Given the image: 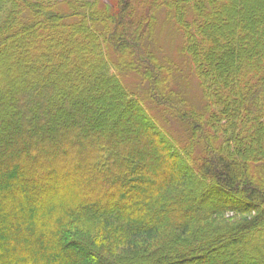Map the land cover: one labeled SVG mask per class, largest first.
<instances>
[{"label": "trees", "instance_id": "16d2710c", "mask_svg": "<svg viewBox=\"0 0 264 264\" xmlns=\"http://www.w3.org/2000/svg\"><path fill=\"white\" fill-rule=\"evenodd\" d=\"M96 1L105 31L87 0H0L1 53L41 34L38 48L30 42L17 50L29 70L0 77V245L7 246L0 263L264 264V179L260 187L254 182L264 177V0H146L145 9L140 1L134 22L126 19L125 0ZM156 12L181 32L201 90L205 106L192 116L194 127L171 102L183 99L180 92L165 98L168 106L157 101L162 111L155 113L123 81L125 49L135 57L145 42L152 65ZM56 27L78 43L55 52L52 71L40 63L51 62L54 36L46 28ZM213 32L236 41L226 58L216 52L221 43ZM91 38L93 54L79 57ZM95 68L105 70L114 90L93 78ZM156 91L163 100L161 87ZM164 111L193 135L204 129L208 141L222 118L217 132H230L227 150L193 158V143L173 136ZM72 178L92 186L91 194L65 186ZM17 193L25 201L19 214ZM85 254L95 259L86 262Z\"/></svg>", "mask_w": 264, "mask_h": 264}, {"label": "rangeland", "instance_id": "374dc122", "mask_svg": "<svg viewBox=\"0 0 264 264\" xmlns=\"http://www.w3.org/2000/svg\"><path fill=\"white\" fill-rule=\"evenodd\" d=\"M107 2L108 5H112V1L111 0H105ZM143 2L142 8L145 9V5H146V0H125V12L127 14V20L129 21H137L138 20V15L140 16V14L142 13L139 10V3L138 2ZM87 3L89 4V6L91 7L90 9V14L93 17L94 23H96V25L98 27H100L103 31H105L106 28V19L104 18V14L102 12V10L100 9L98 3L96 0H87ZM65 8V7H64ZM137 12V16L134 15V13ZM156 14H158V19H159V23L158 26L154 29V33H153V42L150 43L149 48L150 50L153 52L154 60L151 61L150 60V64L153 65H149L148 61H145L147 59H145V54L143 55V51L145 52V42H141L140 45V51L135 55V57L131 54V52L128 49H125V54L127 56V63L126 67L123 66V63L120 64V67L122 68V73H123V81H125V83H127L128 86L132 87L134 92L137 94L138 97H140L141 99H143L148 105L149 107H151L152 109H154L155 113L158 111H162V108H156L155 104L160 103L163 104V102L166 103L165 98H169L171 99V96L173 93L175 92H180L183 95V99L179 100L176 97L173 96V100L171 101L173 104H175L177 109H180V111L183 114L188 115L189 117L192 118V116L194 114H200L199 112L203 111V107L205 106L203 98H202V94H201V90L200 87L198 86V81L197 78L194 76V74H192L190 67L187 65V56L182 52L181 50V43H182V39H181V32H179L176 29V24L169 19V22L163 19H160V13L156 12ZM220 18L221 20H225L226 19V14H223L221 12H219ZM163 17V16H162ZM217 23V22H215ZM50 34H52L54 36L53 40H51L52 42L49 43V46L51 47V52H53L51 60L49 59V61H51L49 64L48 63H40L41 65H44L43 69H47L49 67L52 68V71L54 69L57 68V58H56V51H59V48L62 47H67L70 48L71 50L77 45L78 41L76 39H72V40H65L62 37V29H60L59 27L57 28H46V31H50ZM67 31V29H66ZM214 35L219 39L220 41V45L217 49L216 52L219 54V51H223V55L224 58L227 57L228 53H229V44H234L236 43L235 40L231 39L230 41H232L233 43H230L229 40H224L223 39V33L222 35H219L216 32H213ZM117 35H115L116 37ZM41 34L40 32L34 36V37H26L24 40L20 39L19 41H15V42H11V44H7V46L5 47V51L3 53L0 52V77L2 79V76H7L5 71H10L13 72L14 74H16L18 72V69H22L25 68V71L29 70L30 64L31 63H24L22 62V65L19 64V62H17L18 58L20 57L19 54V48H21L23 45H29L30 46V42L31 44H35L36 48L39 47L40 45V39ZM7 42V41H6ZM92 42L93 39L91 38V40L89 42H84L85 48L81 49L79 54V57L83 58V57H89L93 54L92 52ZM229 43V44H228ZM235 45V44H234ZM238 46V43L236 44ZM142 46V48H141ZM109 49V47H108ZM238 49V48H237ZM239 50V49H238ZM237 50V54H239V57L242 55L241 53H238ZM149 51V50H148ZM33 52V51H32ZM110 58L111 60H113L115 62V59L117 58V56L113 55L110 52ZM234 55V49L232 52V56ZM157 57V59H156ZM56 58V59H55ZM31 61V60H29ZM117 63H119V61H116ZM73 63V60L68 63V65L70 66ZM116 64V63H115ZM161 66L162 68L165 70L166 73H162L161 71ZM188 66V67H187ZM145 69V71H144ZM101 73L102 76H99V74ZM104 73V74H103ZM105 70L102 69L100 70V72L98 71L97 68H95L93 74V78H101L104 79L105 83H107L106 85L110 86L111 89H115L116 85L115 83H113L111 81V79H109V77H107V74H105ZM33 78V76H32ZM88 78V77H87ZM31 79V77H30ZM13 77H11L8 81L9 84L10 82H13ZM29 81V77H26L24 79V82H28ZM87 82L91 81V78H89L88 80H86ZM86 82V83H87ZM151 83V84H150ZM7 85L6 87L9 89L11 87V85ZM65 85V84H63ZM86 85V84H84ZM153 85V87H152ZM83 86V84H78V88H81ZM157 86L161 87V91L163 92L164 99H160L161 97H156V95L159 94L157 90ZM109 90V89H108ZM110 92V91H109ZM108 92V93H109ZM102 92H99L97 94V96H99ZM103 94V93H102ZM156 94V95H155ZM171 94V95H170ZM160 95V94H159ZM158 95V96H159ZM151 96H154L153 99H155V102L152 103V99L150 98ZM163 101V102H161ZM163 104L165 106H168L169 103L167 102L166 104ZM215 109V108H214ZM216 110V109H215ZM218 111V108H217ZM165 114L167 113L166 111H164ZM139 112H133V116L131 115L132 118H137L138 116H140V113L137 114ZM203 113V112H202ZM175 114V113H174ZM174 114H169L167 113L166 116L170 119L168 120L166 118L167 126L169 127L168 129H171V132L173 134V136L182 144L184 142V140L186 139L187 141L193 143V151L192 152V157L194 158L195 156H201L202 154H204L205 150L206 152L211 151L212 154L213 152L218 153L219 151L225 153V151L227 150V144L229 143L228 140V135H230V132H222V131H218L217 132V128L219 127V125H224L225 121L221 120L222 118L219 119L218 122L214 123V130L211 132V138L210 141H208V139L206 138V136H204L206 133L203 129V132L199 134V131L193 135L190 130L186 131V126L189 127L187 124H191V126L195 123L193 118L188 120V123L186 125H183L181 123V121L176 117V115ZM157 115V114H156ZM158 116V115H157ZM131 119V118H130ZM120 120H117V122ZM184 123V122H183ZM129 124V122H128ZM197 130V129H196ZM150 135H152L153 131H149ZM189 133V134H188ZM154 136V135H153ZM155 137V136H154ZM156 145H157V140H156ZM210 145V148H207V145ZM211 155V154H210ZM170 155L165 154L163 156V161L166 164H169L170 162ZM16 163V162H15ZM254 171L252 172V175H256L258 174L256 169L257 167L253 168ZM16 171H18V169H16ZM186 175L190 178L195 177V173H188L186 172ZM263 175H258L259 179H257L256 181H254L256 183V186L260 187L263 184V181H261V179H264V177H261ZM257 177V178H258ZM74 179V180H72ZM71 180H67L68 184H66L65 186H72L75 188H79L82 190L83 193H86L87 195H90L92 191V186H84V181L83 179H75L72 178ZM55 185V184H54ZM63 186V185H62ZM54 187V186H53ZM13 192V191H12ZM70 192V191H69ZM211 196L214 197H219V194L216 191L211 190ZM15 198L18 201V204L13 206V211L16 214L20 213V209H22L23 211L25 210V201L23 199V196L20 193L15 194ZM83 196V195H81ZM86 196V195H84ZM12 198H14L12 196ZM47 199H52L51 195H48ZM123 202L125 200H122ZM122 201H118V202H122ZM118 202H116L118 204ZM45 203H43L44 206ZM31 209H33V206L31 207ZM230 214H226V216H229ZM260 231V230H257ZM257 231H253V235L257 234ZM5 232V234L7 235V233L9 234V231H3ZM13 234V233H11ZM10 234V235H11ZM10 235H8L10 237ZM7 236V237H8ZM11 239V238H10ZM26 239H30L29 237H27ZM31 240V239H30ZM3 244V243H2ZM8 244L13 245V242L10 241ZM0 247H2L0 249V253H2L1 250L5 249V247H7L5 244L4 245H0ZM28 258L31 256V254L26 255ZM19 257V256H18ZM27 258V259H28ZM95 259V257L92 254H85V261L86 262H92ZM0 264H6V263H0Z\"/></svg>", "mask_w": 264, "mask_h": 264}]
</instances>
